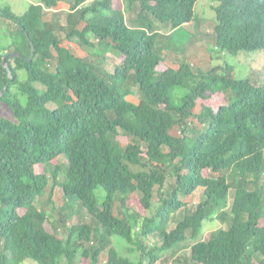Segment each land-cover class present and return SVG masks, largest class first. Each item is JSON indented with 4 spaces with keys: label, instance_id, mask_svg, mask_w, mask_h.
I'll list each match as a JSON object with an SVG mask.
<instances>
[{
    "label": "trees",
    "instance_id": "16d2710c",
    "mask_svg": "<svg viewBox=\"0 0 264 264\" xmlns=\"http://www.w3.org/2000/svg\"><path fill=\"white\" fill-rule=\"evenodd\" d=\"M128 1L136 28L121 0L0 11L17 29L15 50L0 51V102L14 118H0V264H163L188 242L191 264H264V83L237 79L228 62L203 71L176 59L161 69L168 52L158 29L170 28L181 46L200 0ZM212 8L221 60L264 50V0H213ZM66 10L67 27L55 19ZM26 33L36 48L30 63ZM93 40L120 54L114 73L99 67ZM12 52L26 58L8 59L10 76L3 59ZM49 189L50 201L58 189L79 201L97 227L61 213L60 237L55 216L37 206ZM197 192L202 200L190 206ZM138 194L145 214L129 206ZM216 222L226 227L204 240ZM115 237L139 260L120 255Z\"/></svg>",
    "mask_w": 264,
    "mask_h": 264
},
{
    "label": "rangeland",
    "instance_id": "374dc122",
    "mask_svg": "<svg viewBox=\"0 0 264 264\" xmlns=\"http://www.w3.org/2000/svg\"><path fill=\"white\" fill-rule=\"evenodd\" d=\"M67 2L74 3L75 0H66ZM41 0H0V10H4L10 8L12 12L17 16H23L30 11V7L32 5L40 4ZM123 13L126 18V22L132 28L138 27L137 23V14L138 10L135 5L131 6L128 0H121ZM213 0H200L197 7V22L184 27V31L186 32V36L183 35V39L186 40L181 46L174 44L170 40V28L165 26H160L158 32L161 33V37L159 39V43L161 45H165L167 48V64L161 67V69L166 68L167 65H174L176 59L181 61H187L191 65L195 67V69H201L203 71H209L213 67L217 65H224L225 62H228L234 69V76L237 79H249L258 84L264 83V50L257 52H246L241 53L237 57L227 56L224 59H220L219 56L214 54L213 50L215 47V34H214V24L216 22V14L213 11ZM68 9V8H66ZM68 10L63 11L57 15L56 20L59 19L60 25L66 26L68 23ZM52 15L50 14L49 21L54 20ZM16 26L13 22L7 19L0 18V51L2 46H7L9 50H15V44H13L14 33L16 32ZM183 32V31H182ZM182 33H180L181 35ZM61 37H65L64 33L60 34ZM78 41V39H76ZM96 43V51L101 56V65L99 67L102 71H106L108 73H114L115 67L121 63L120 54L114 50L103 48L98 45V42L93 40ZM90 52L92 51L91 49ZM55 63L52 65V70H55ZM102 66V67H101ZM24 78L25 76L22 75ZM37 86V85H36ZM134 92H137V89H133ZM137 94V93H136ZM212 107L217 108L222 104L220 100H212L206 103ZM51 108H55V105H50ZM0 118L6 120H14L12 111L10 108L4 103L0 102ZM61 163H65V159L61 158ZM52 182V181H51ZM262 185L264 186V173L262 178ZM50 193L45 194L43 198H41L37 206L41 210L47 211L49 214H53L55 218L52 222H56L59 224L61 213L65 216L70 214H75V218L80 221V223H86L96 228V221L88 214V212L81 206L79 201L76 202H67L62 194V190L58 189L53 196V200L50 201ZM99 197H101L102 193L98 192ZM141 195L135 196L134 199L130 201L129 206L131 210L136 212L145 211L140 204ZM202 200L201 192H197L192 198L191 202H189L190 206L197 205ZM53 208L56 209L53 211ZM132 211V212H133ZM183 211L177 212L170 225V230L176 228L178 222L183 219ZM76 219H68V225L72 226V221L76 222ZM206 232L204 234V240H209L211 236L215 233V231L219 230L221 227L225 228L226 225L221 222H216L214 224L207 223L206 224ZM47 228H50V224H47ZM65 227H62L59 224L58 235L60 237H64ZM163 238L159 236L153 237L151 240V245L154 247H158L162 244ZM113 245L118 250L119 254L122 256L130 255V259L134 261H138L140 258L139 253H128L127 247L128 244L121 238L115 237L113 239ZM191 242L187 243V246H180L177 250L172 249L169 253H172V256L168 257L167 261H164L163 264H191ZM175 250V251H174ZM174 252V253H173ZM36 264V263H31Z\"/></svg>",
    "mask_w": 264,
    "mask_h": 264
},
{
    "label": "water",
    "instance_id": "95a60500",
    "mask_svg": "<svg viewBox=\"0 0 264 264\" xmlns=\"http://www.w3.org/2000/svg\"><path fill=\"white\" fill-rule=\"evenodd\" d=\"M26 36L28 37L29 42L31 44V48H32L31 56L29 58H27V61L30 63V62H32V60L34 58L36 48H35L34 42L30 38V35L28 33H26ZM10 58H22V59H25L26 56L23 53H19V52L7 53L4 56V59H3L4 66L8 69L10 76H12V71L10 70L9 64H8V59H10ZM5 92H6V89H4L2 91V93L0 94V99L3 97Z\"/></svg>",
    "mask_w": 264,
    "mask_h": 264
},
{
    "label": "crops",
    "instance_id": "0c3cea01",
    "mask_svg": "<svg viewBox=\"0 0 264 264\" xmlns=\"http://www.w3.org/2000/svg\"><path fill=\"white\" fill-rule=\"evenodd\" d=\"M35 5H36V4H35ZM37 5H39V4H37ZM0 11H1V10H0ZM6 47H7V46H4L3 49H5ZM127 257L130 258L131 256H130V255H127ZM133 261H134V260H133Z\"/></svg>",
    "mask_w": 264,
    "mask_h": 264
}]
</instances>
